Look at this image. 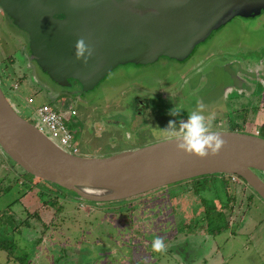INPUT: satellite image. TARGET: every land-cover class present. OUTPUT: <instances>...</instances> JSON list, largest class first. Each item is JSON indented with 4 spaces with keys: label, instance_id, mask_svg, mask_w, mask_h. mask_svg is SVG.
<instances>
[{
    "label": "water",
    "instance_id": "95a60500",
    "mask_svg": "<svg viewBox=\"0 0 264 264\" xmlns=\"http://www.w3.org/2000/svg\"><path fill=\"white\" fill-rule=\"evenodd\" d=\"M237 17H264V0H0V20L18 29L7 27L28 59L33 82L52 99H78L99 89L120 66L187 63L199 45ZM81 38L92 48L86 61L75 57ZM236 59L256 95L264 97V60ZM234 67L226 69L237 86L244 80ZM209 131L224 140L214 155L178 150L171 137L110 155L75 154L40 130L36 118L20 113L0 78V151L18 169L82 203H119L177 182L233 174L264 200V137Z\"/></svg>",
    "mask_w": 264,
    "mask_h": 264
},
{
    "label": "rangeland",
    "instance_id": "374dc122",
    "mask_svg": "<svg viewBox=\"0 0 264 264\" xmlns=\"http://www.w3.org/2000/svg\"><path fill=\"white\" fill-rule=\"evenodd\" d=\"M7 27L13 29L14 32L18 31L13 24L7 23ZM7 27L0 20V65L4 62L7 66H9V58H12L13 61L15 60L14 65H18L17 68L20 67L22 71L24 70L23 75L25 74L26 76L24 75L25 79H21L22 81L20 83V87L16 90L9 89L10 82L7 83L3 79H1L2 85L7 96L15 104L20 113L25 118L35 121L33 117L35 114V108L45 103L51 104L54 101L48 93L39 91L37 84L33 82L35 80L33 79L31 69L28 68V59H22V53H20L21 49L19 47L20 43L15 37L12 35L10 36L9 31H7ZM259 55L261 56V59L264 60V17H258L255 19H241L237 17L223 26L219 31L215 32L205 43L199 45L195 50L194 55L189 58L187 63L180 64L162 60L163 62L147 67L135 68L133 65L120 66L108 77L105 84L99 89L84 93L78 99L75 97L71 99L72 104L79 112V116L76 118L78 119L76 123L66 122L72 130L76 131V127L78 126L80 128L82 125L78 117L82 118V115L86 116L90 114L91 110L94 112L95 109L103 113L105 109L102 108V105L107 106L118 104L123 108L122 110L124 113L130 111L132 109V103L136 101L137 95L144 96L147 102H150L152 101V99L150 100V96L153 95L152 93H154L163 83H165V85H177L180 89L179 100L181 108H179V112L176 113L177 116H180L179 113H186L187 115H190L193 111H200L203 115H205V113L209 111L208 109L216 105H222L225 107L233 106L235 108L239 107L242 102H245L242 101L243 99L245 100V98L241 100L237 98L236 95L233 97L237 98V100L232 101V103L228 102L225 104L227 100V92H222L221 85H224L223 83H226L225 81H227L226 67H224L223 70L221 67H216L213 73V78L211 75L210 86L207 87L206 84L203 83L201 87L197 88V91L194 88L195 86L193 81L195 79L193 78H196L200 71L210 72L209 70H212L216 64L221 66L224 60L233 59L237 56L246 57L247 60H252L256 59ZM7 59L8 63H6ZM21 63L24 64V66ZM191 67H195L194 73L190 77L191 80L185 81L182 71L186 68L190 69ZM28 96H33L35 98V102L33 104L27 103L26 99ZM250 99L253 100L247 104L254 103L257 98H249L248 100ZM248 100L247 102H249ZM239 102L240 104H238ZM69 104L70 102L68 105ZM232 115H234L233 117L241 116L239 112H232ZM97 117H100L101 119L103 118L102 115H98ZM250 117L252 118V116L248 117L250 120L248 121L245 131L249 133H256V129H258L257 134L264 137V115L259 114V119H251ZM82 119L84 120V118ZM169 120L173 121L167 116L162 120L155 119L148 121V124L145 125L148 126V131L152 132L155 128L165 127L166 124L168 126ZM84 122L88 124V122ZM108 131L109 132H107V134L116 133L118 135V138L116 139L117 144L115 146L108 145V147H105L104 144L101 148L104 153L96 154L110 155L123 150L131 149L126 147L128 145H123L124 142L120 138V136L125 137L122 134V129L113 127ZM78 137L81 155L93 154L87 153V151L96 149V147L99 146L100 142L98 141L97 145H94L95 142L93 141L87 142L88 136L84 131L80 132ZM101 143L103 144L104 142ZM12 163L13 162L10 163L7 161L8 167L5 175L6 179L3 183H1L3 190L1 192L0 207L8 208L4 212L8 220V224L10 225L8 226L9 229L12 231H14V229L16 230V228L18 229L14 232L16 234V245H19V248L16 251L18 252V256H20L19 254L22 256L28 255V259L27 257H25V259L20 258L24 264H28L30 260H33V252L36 253V256L32 264H65L62 263V259H60L61 257H55L54 254H64L66 248H71L70 252H73L74 255L78 257L81 253V251L78 250L79 247L84 245L83 243L90 240V243L93 244L94 236L96 234H102L101 236L103 239L113 236L120 244L121 248L120 246L118 247L119 244L116 241L114 244H109L101 240H97V242L103 243L105 246H109L110 248L98 253L99 258L95 264H129V261L125 258V256L122 254L118 256V251L119 249H127V247L123 245L124 240L129 239L130 234L135 236L130 238L131 242L133 240L137 241L136 244L141 243V246H138L132 242V244H135V252L132 253V260H134L133 264H140L137 262L140 260L142 261L143 259L147 262L155 261L154 256L150 257L147 253H141V251L138 250L140 247H145L141 242L142 236L152 227L141 225L134 227L121 224L116 226L115 220L107 223V221L102 219L101 215L95 218V214L89 215L91 217L86 218V215H84V213L79 211L77 208L79 205L82 208L81 204H83L77 199L74 200L76 203H72L75 205L74 207L76 210H73L71 204L67 206V209L64 211L62 210L63 214L66 215L64 216V218H66L65 220H61V217L63 216L62 212H57L53 215L54 220L52 223L54 224H51L50 226H43L41 222L42 219L38 218L36 212L39 210L46 211L51 213V216L55 209L47 208L43 205V202L47 201V194H42L41 191V193H39L37 189L30 187V185L26 183V178H31L32 176L24 172L21 168L18 169V167L16 165H12ZM260 176L264 179V174L261 173ZM39 180L40 179L36 178L31 185L38 184ZM29 188L30 191H28ZM201 197H207L208 200L204 201L205 203H209V205H213L214 202L219 203L220 200L223 199L222 186L220 185L219 188L217 187L216 189H212L210 191H201L197 200L199 201ZM179 201L181 202L182 200L179 198ZM61 202H63V200L58 199L57 204L53 202L52 206L57 208L59 207V204L62 205ZM183 202L185 201H182L181 203ZM191 204L192 202H190L189 205L186 204V206L193 207ZM91 206V204L87 205L88 208ZM98 206L103 207L104 205ZM23 208L26 209V211H24L25 213L22 215L19 213V210ZM200 208L201 206L197 207L195 212H198ZM207 210L208 214L206 215L195 214L192 221L195 226H219L220 224H225V218L223 216L219 217V222L216 223L214 221H217L215 218L218 217L214 214L215 212H213V206L207 205ZM251 210L256 211L257 217L260 219L259 221H261L262 225L254 227V246L251 248L252 257L250 260L252 263L255 262V264H261L264 262V253H262L264 250V201L255 198V201L251 206ZM18 217L23 220L21 224H23V227L28 228V230H26V228L25 230L23 228L20 229V226H17L20 223V219ZM183 221L184 220L180 218L179 213L177 212V219L175 221L177 223L176 226H181ZM26 222H30L31 225L27 226ZM90 229H92L94 233L91 234L89 231ZM131 229H133V231ZM127 230L129 233L123 234V232ZM225 234L227 235V231L224 232L223 236ZM36 236H42L44 237V240L41 243H37L36 245L33 244L32 246V241L35 242V240H37ZM10 240V243H14L12 239ZM80 240L83 242L80 243ZM214 241H216L219 245H222L220 238H216L214 240L212 239L206 242L205 247L196 249L197 254L209 251L212 248V243H214ZM58 244L63 248V250L57 251L54 249ZM25 250L28 251V254L24 253ZM13 252H15V249ZM0 254L3 259L4 255H2V253ZM93 256L95 255L93 254ZM26 259L27 261L25 262ZM12 263L19 264L18 262L15 263V261H12Z\"/></svg>",
    "mask_w": 264,
    "mask_h": 264
},
{
    "label": "flooded vegetation",
    "instance_id": "af4514ba",
    "mask_svg": "<svg viewBox=\"0 0 264 264\" xmlns=\"http://www.w3.org/2000/svg\"><path fill=\"white\" fill-rule=\"evenodd\" d=\"M9 60V66H7L4 62L1 63L0 78L7 83L10 82L9 89L11 90L13 89V83L17 84V87L14 89L16 90L20 87V83L22 81L21 79H25L26 75H23V71L20 67L17 68V65H14L15 60L13 61L12 58H9ZM240 61L242 60H238L236 58L224 60L221 66H219V64H216L212 68V70H209L210 72L200 71L199 75L196 78H193L195 79L193 83L196 91L197 88L201 87L203 83L208 87L210 86L211 75L213 78L215 68L221 67L223 70L224 67L227 66V64H230L231 67L235 66V72L238 73L244 80L237 82V86L241 84L243 89L237 88V86L233 84L229 73H227V81H225L226 83H223L224 85H221L222 92H227V100L225 104H227L228 102L232 103V101L237 100V98L241 100L245 98V100H242L245 102H242L241 106L236 108L233 106L225 107L222 105H216L208 109L209 111L205 113L204 116L206 119L208 117L212 118V128L209 130H232L246 132L245 129L247 128V121L250 120L248 119L249 116L259 119V114L264 115V97L256 95L257 93L254 92L255 88L251 87L253 83L248 82L246 80V77H244L243 75L244 70L241 68H237L238 66H240ZM246 62L247 61L245 60V63ZM6 63H8V59L6 60ZM194 68L195 67H191L190 69L186 68L184 71H182L185 81L191 80L190 77L194 73ZM21 74L23 76H21ZM38 87L39 84H37V88ZM39 91H43V89H39ZM248 93H250V96L248 95ZM152 94L153 95L150 96V100L152 99V101L150 102H147L144 96L137 95L136 101L132 103V109L125 113L122 110L123 108L118 104L107 106L102 105V108L105 109L103 113L95 109L94 112H92L91 110L90 114L86 116L82 115L81 117L84 118V120L78 117L80 123L82 124L80 128L77 126L75 129L78 134L84 131L88 136L87 142L93 141L95 142L94 145L98 144L97 141L100 142L99 146H97L96 149L87 151V153L103 154L104 152L101 148L102 146H104V144L105 147H108V145L115 146L117 144L116 139L118 138V135L116 133L107 134V132H109L108 130L113 127L122 129V134L125 137L120 136V138L124 142L123 145H128L126 146L127 148L146 145L156 140H161L169 137L165 129L167 127V124L165 127L155 128L154 131L150 132L148 131V126L145 125L148 124V121L155 119L162 120L164 117L168 116L173 120V128L178 131L180 125L183 122H186L189 117V115H187L186 113H179L180 116L176 115V113L179 112V108H181L179 100L180 89L178 88V86L165 85V83H163ZM235 95L237 98L233 97ZM249 98L257 99H255L254 103L247 104L250 103L251 100H253H248ZM71 99L72 98H69L68 96H64L62 94L53 96V100L63 105L64 108L68 107V103L70 102L71 106L68 109L63 108L64 110L60 111L64 113L66 121L76 123L78 120L76 118L77 116H79V112L76 108H73L74 105L72 104ZM247 100L249 102H247ZM238 104H240V102ZM72 109L75 111L74 113L71 112ZM232 112H239L241 116L233 117L234 115H232ZM98 115H102L103 118L101 119L100 117H97ZM33 117L35 119V116ZM243 119H245L244 122ZM84 121L88 122V124H86ZM76 131L73 130L74 138L76 144L79 146V137ZM256 131H258V129H256ZM101 142L104 143L102 144ZM215 177L217 179H214ZM35 179L36 178L33 176L31 178L27 177L26 183H28L33 189H37L39 193H46L47 199L50 201L51 205L53 202L57 204V200L62 199L63 202H61L62 205L59 204V209L61 208L62 210H65L67 209V206L71 204L73 210H76V208L74 207L75 205L72 204L75 200L71 198L73 197V195L68 193L66 190H61L58 186L50 185L41 179L39 180L38 184L31 185L35 181ZM194 179L195 178L177 182L172 185L130 198L126 201L119 202L118 204L109 203L105 204L103 207L92 205L90 208H88V204L83 203L81 204L82 208L80 207V205L77 208L79 209V211L83 212L84 215L87 216V218H89V215L95 214V218L101 215L102 219L107 221V223L113 222L115 220L116 226H119L120 224L126 226L141 225L150 227L176 226L177 223L175 221L177 219V212L179 213L180 218L184 220L182 225L195 226L194 222L192 221L195 217V214H197V212H195V205L197 202H193V198L198 197L201 191H210L212 189H216L217 187L219 188L220 185L222 186V192L226 193L227 180L229 178L228 175H209L204 178H196V180ZM217 180H220L222 184H217ZM185 195L186 197L184 198ZM179 198L185 202L181 203L182 201L180 202ZM190 202H192L191 205H193V207L186 206V204L189 205ZM203 213L204 215L208 214L207 205L204 206ZM89 231L91 232V234L94 233L92 229H90ZM127 233H129L128 230L123 232V234ZM101 235L102 234H96L95 236H93L96 240H101L109 244H114L115 241L117 242V240L113 236H109L107 239H103ZM148 237L149 233L145 235L146 239H148ZM169 237L172 236H167V238ZM124 241L127 242V245H125L127 249H121V254L125 256V258L129 261V264H133L134 260H132V253L135 252L134 245L136 243L135 241H132L133 243H135L132 244L130 238ZM145 242L146 240L142 242L143 245H145ZM89 243L90 241L88 242V246L79 247L78 250H80L81 253L78 257H76L73 252H70L71 248H66L64 254H54V256L61 257L60 259H62V263L65 264H95L97 262V259L99 258L98 253L103 252V250L110 247L104 245V247L98 248ZM136 245L139 246L140 244ZM198 248L201 247H199L198 245H191V247H188L187 250L181 247L179 248L181 250H173L174 253H172L171 251L165 253V248L163 251L156 252L153 251L150 244L146 243L144 248L140 247V249L138 250L141 251V253H147L150 257L161 255L163 253L165 256H167L168 259H171L172 264H208L209 258L207 257L206 253L200 252L197 254L196 249ZM93 254L95 256H93ZM176 254H178V256ZM175 257L178 259H176ZM137 263L156 264L155 261L147 262L144 259L142 261L140 260Z\"/></svg>",
    "mask_w": 264,
    "mask_h": 264
},
{
    "label": "crops",
    "instance_id": "0c3cea01",
    "mask_svg": "<svg viewBox=\"0 0 264 264\" xmlns=\"http://www.w3.org/2000/svg\"><path fill=\"white\" fill-rule=\"evenodd\" d=\"M248 125V121H247ZM7 159L0 151V198H1V192L3 190V186L1 183L4 182L6 179V170H7ZM229 178V177H228ZM214 179H217L216 177ZM217 184H222L220 180H217ZM30 191V188L28 189ZM186 195L184 196V198ZM188 197V196H187ZM255 198L261 199L253 189L249 188L245 183L241 182L238 184H233L230 182V178L227 180V191L226 193H223V199L220 200V202H214L213 205H209V203H205L204 200H208L205 197H201L199 201L197 200L198 197L193 198V202L196 203V208L200 207V210L197 212L199 215H204V206H213V212L218 216V214H221L225 218V224H220L219 226H224L222 229L218 228L216 229V226H151L152 228L147 230V233H149L148 239L145 238V235L142 236V241L146 240V243L152 245L153 239L155 237H160L165 245V253L168 251L173 250H181L179 248H183L185 250L188 249V247H191V245H198L199 247L203 248L205 247L206 242L210 240H214L216 238L221 239L222 245H219L216 241L212 243V248L205 252L207 257L209 258L208 264H255L252 263L250 260L252 257L251 248L254 246L253 242V230L255 226L262 225L260 219H258L256 211L251 210V206L255 201ZM218 201V200H216ZM43 205L47 208H54L55 211L50 216L51 213H48L46 211H37L38 218L42 219L43 226H50L53 222V215L55 213H61L62 209L55 208V206L50 205V201L47 199V201L43 202ZM8 208L0 207V253L4 255L3 259L0 254V264H13L12 261H15V263L24 264L21 259H25L28 255L18 256V250L19 245H16V230L14 231L10 230L8 226V220L5 216V210ZM196 210V209H195ZM26 209H20L19 213L24 214ZM64 211V210H63ZM212 212V213H213ZM58 215V214H57ZM61 220H65L63 212H62ZM87 218V216H85ZM90 217V216H89ZM19 218V217H18ZM203 218V217H202ZM20 223L17 226H20V229L23 228L25 230L26 227H23V220L19 218ZM217 219L216 223L219 222V218ZM203 220V219H202ZM58 221V220H57ZM87 222V221H86ZM27 226L31 225L30 222H26ZM135 227V226H134ZM218 227V226H217ZM28 230V228H26ZM133 231V229H132ZM131 231V232H132ZM227 231V235L224 234V232ZM152 235V236H151ZM167 236H172L167 238ZM37 240L32 241L33 244L41 243L44 240V237L42 236H36ZM135 237L133 234L129 235V238ZM167 238V239H166ZM10 239L14 241V243H10ZM93 240V239H92ZM131 240V239H130ZM91 241V240H90ZM93 245L102 248L104 247L103 243L97 242V240L94 238ZM133 241V240H132ZM83 241L80 240V243ZM89 241L86 243H83L84 245L81 246H88ZM137 241H135L136 243ZM140 242V241H138ZM118 243V242H117ZM119 244V243H118ZM141 244V243H138ZM143 244V243H142ZM186 244V246H185ZM127 245V242L124 245ZM144 245V246H145ZM120 244L118 245V247ZM122 246V247H123ZM121 248V246H120ZM15 249V252L13 250ZM57 251L63 250V248L58 244L54 248ZM11 250V251H10ZM120 251V252H119ZM118 251V256L121 255V249ZM23 253V252H22ZM24 253L28 254V251L25 250ZM34 253L33 260H30L28 264H32V262L35 260L36 253ZM264 253V250L263 252ZM182 254V252H181ZM178 256V254H176ZM246 256V257H245ZM155 262L156 264H172L171 259H168L167 256H165L163 253L161 255H155ZM245 257V258H243ZM21 258V259H20ZM176 258V257H175ZM25 260V262L27 261ZM178 259V258H176ZM196 264V263H195ZM198 264V263H197ZM261 264H264L261 263Z\"/></svg>",
    "mask_w": 264,
    "mask_h": 264
},
{
    "label": "clouds",
    "instance_id": "9594fccd",
    "mask_svg": "<svg viewBox=\"0 0 264 264\" xmlns=\"http://www.w3.org/2000/svg\"><path fill=\"white\" fill-rule=\"evenodd\" d=\"M92 55V48L83 38L75 43V57L86 61ZM173 122L169 120L165 128L167 135L176 138L178 150L189 152L199 156L214 155L218 153L224 144L223 138L216 132L209 131L212 128V118L207 119L200 111H193L186 122L180 125L179 130L173 128ZM153 251H163L165 245L160 237H155L151 245Z\"/></svg>",
    "mask_w": 264,
    "mask_h": 264
},
{
    "label": "built area",
    "instance_id": "2783aa9c",
    "mask_svg": "<svg viewBox=\"0 0 264 264\" xmlns=\"http://www.w3.org/2000/svg\"><path fill=\"white\" fill-rule=\"evenodd\" d=\"M17 87V84L13 83V89ZM28 104H33L35 98L33 96H28L26 99ZM35 118L37 121V126L40 130L48 133L53 139L62 145L68 151L79 154V146L75 142L74 132L69 127L65 120L64 113L60 109L54 107L50 103H45L35 108ZM72 113L75 111L72 109ZM258 131H256L257 134ZM231 183L238 184L243 182V180L238 175H228ZM244 183V182H243Z\"/></svg>",
    "mask_w": 264,
    "mask_h": 264
},
{
    "label": "trees",
    "instance_id": "16d2710c",
    "mask_svg": "<svg viewBox=\"0 0 264 264\" xmlns=\"http://www.w3.org/2000/svg\"><path fill=\"white\" fill-rule=\"evenodd\" d=\"M244 121H245V119H243V122H244ZM30 175H31V174H30ZM31 176H32V175H31ZM208 176H209V175H208ZM204 177H207V176L198 177V179H200V178H204ZM194 180H196V178H195ZM221 216H222L221 214H218L217 217L219 218V217H221ZM214 221L216 222V220H214ZM223 227H224V226H218V227L216 226V229H218V228L222 229Z\"/></svg>",
    "mask_w": 264,
    "mask_h": 264
}]
</instances>
